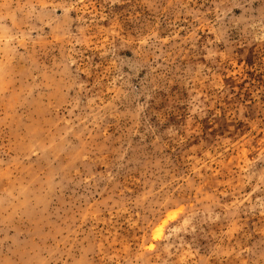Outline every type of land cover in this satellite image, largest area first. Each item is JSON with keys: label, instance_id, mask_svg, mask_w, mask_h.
I'll return each mask as SVG.
<instances>
[{"label": "rangeland", "instance_id": "1", "mask_svg": "<svg viewBox=\"0 0 264 264\" xmlns=\"http://www.w3.org/2000/svg\"><path fill=\"white\" fill-rule=\"evenodd\" d=\"M0 264H264V0H0Z\"/></svg>", "mask_w": 264, "mask_h": 264}]
</instances>
